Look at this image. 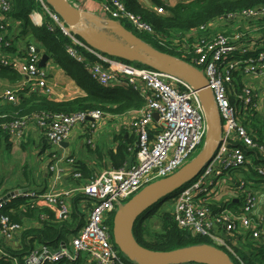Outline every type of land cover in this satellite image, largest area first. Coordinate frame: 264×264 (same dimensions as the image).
Segmentation results:
<instances>
[{"label": "built area", "instance_id": "obj_1", "mask_svg": "<svg viewBox=\"0 0 264 264\" xmlns=\"http://www.w3.org/2000/svg\"><path fill=\"white\" fill-rule=\"evenodd\" d=\"M32 1L35 5L29 13L32 26L38 29L46 27L50 32L58 28L74 45L95 57L96 61L90 64L77 51H67L69 57L84 66L92 80L104 88L116 85L129 87L143 97L145 104L121 126V131H129L135 136L134 160L128 165L104 170L77 188L76 192L83 200V222L79 230L55 248L34 245L21 260L10 255L0 244V262L136 264L129 261L114 244L110 219L125 201L146 186L177 172L191 161L197 149L203 147L207 132L204 107L198 92L184 80L148 68H135L130 63L99 54L76 38L45 0ZM101 7L105 15L103 18L125 22L138 33L152 34L150 25L127 11L122 2L109 0L101 3ZM10 9L11 0H0V66L14 70L22 77L18 87L5 90L3 97L15 103L23 87L43 89L48 94L51 90L46 86V70L39 67L42 53L37 52L34 44L26 45L22 63L2 51L11 47L10 36L17 24L4 17ZM152 10L155 14L165 13L161 8L152 7ZM235 17L244 21L238 29L229 27ZM260 19H264V5L243 9L237 16L226 17L229 21L224 26L229 29L225 31L214 30V26L221 21L200 27L202 37L191 45L188 52L194 56L190 65L201 70L206 78V86L220 118L221 133L212 157L194 181L171 196V213L178 227L189 231L192 236L207 237L238 264H244L233 249L239 236L248 235L264 247V214L256 220L249 218L256 206V197L243 178L232 177L236 185L233 191L241 194L243 199L240 212H233L224 206H216L213 210L204 201L212 196L220 178L254 163L248 154L260 157L253 168L259 177H264V123H258L259 134L248 124L254 114L262 116L264 121V40L260 42V38L246 28V22ZM102 117L104 114L100 111L40 113L33 118L0 123V134L21 140L33 123L50 145L59 146L67 140L75 126L82 124L89 130L86 143L92 145L96 122ZM244 120L247 124H243ZM68 163L73 167L75 165L74 159H69ZM49 169L54 171L56 166L52 165ZM71 176L80 180L81 173L74 169ZM13 191L0 196L2 239L17 240L23 230V226L13 222L5 211L7 204L15 199L25 201L21 205L22 210L43 204L51 209L53 221H70L67 198L72 191L26 190L7 197ZM40 219L47 220L48 217L40 215ZM219 231L226 238L223 239Z\"/></svg>", "mask_w": 264, "mask_h": 264}, {"label": "trees", "instance_id": "obj_2", "mask_svg": "<svg viewBox=\"0 0 264 264\" xmlns=\"http://www.w3.org/2000/svg\"><path fill=\"white\" fill-rule=\"evenodd\" d=\"M95 1L100 2L101 4L109 0ZM118 1L125 5L127 11L138 15L143 22L150 25L152 28V34L138 33L135 30V32L130 31L123 25L124 22H119L123 27L154 49L176 57L189 64H193L192 60L194 59V56H191L188 52L191 49V45L202 37L199 30L201 26L209 25L214 21L227 23L229 20H226V17L232 15L237 16L243 9L264 5V0H189L187 2H176L174 4H170L168 0H147L149 6H147L142 0ZM152 7L161 8L165 13L161 15L155 14ZM34 8L35 5L32 0H11V9L4 17L9 21H15L19 24L18 29L20 30L19 35L21 37L37 33L29 20V13ZM232 21L239 22L241 26L244 25V21L237 19V17ZM223 28L226 30L228 26H224ZM246 28L247 30L251 29V32L254 33L255 37L260 38V42L264 40V19L246 22ZM38 33L41 34L37 38L39 44L37 47L40 49V52L52 58L67 76L85 91V96L69 101H55L48 97L40 96L37 94V90H31L29 87H24L19 91L17 101L12 103L14 105L12 114L0 118V123L5 121H17L24 117L33 118L40 113L71 114L100 111L104 115H123L133 110H139L144 106L145 100L143 97L131 88L123 85L104 88L92 80L84 66L69 57L67 51L69 49L77 51L78 54L82 55L90 64L96 61L95 57L77 45H74L58 28L53 32H50L46 27H42ZM27 44H29V42H27ZM8 50L9 49H3L2 51L7 52ZM138 65L141 68H147L140 64ZM0 77H6L9 81L15 82V84H19L22 81V77L19 73L10 68L1 66ZM257 118L258 117L255 114L252 115L248 124L251 127H254V130L259 134L260 131ZM243 124H247L245 120L243 121ZM30 125L34 124L31 123ZM0 135L3 136V134ZM118 135L119 136L116 139L119 141V145L116 153L112 155L115 163V168L113 169L120 167V165L128 158V150H132L133 157L135 154L136 139L133 140L132 143V140L128 142V140L123 139L122 134ZM247 156L253 157L251 154H248ZM258 158L260 157H256L253 160L254 163L252 165H247L245 169H248L249 172H252L254 176L261 180L260 182L264 183V177H259L253 168L257 163L256 159ZM77 170L81 173V178L78 180L79 183H81V186L92 179L85 178L83 175L84 172L81 171V169ZM243 180L247 184L248 178H246V180L243 178ZM232 188H236L234 181L232 183ZM178 191L176 190L173 194ZM77 194L80 195V193ZM173 194H171L170 197ZM168 197H166V199ZM209 197L205 199L204 204L211 207V209L216 210V207H212L208 202ZM78 199H76V201H78ZM24 203L25 201L23 199L12 200L5 207V211L15 223L21 225L22 222L20 221V217L25 216L29 219H36L37 224L34 226L23 227L22 233L20 234L18 248L6 249L10 255L21 260L22 257L25 256L34 246L35 242L39 245L43 244L55 248L60 241L66 238V236H71L72 233V235L76 233L75 231V233L69 231L70 226L66 222L53 221V214L50 210L38 209V207L35 206L33 208H27L25 211H20L19 208ZM160 208L161 206L155 204L134 223L132 236L140 247L151 252L165 253L194 245L214 246L207 237L192 236L189 231L178 227L173 220L171 210H161ZM40 215H45L48 219L41 220ZM154 216L158 217L161 225L159 231L152 232L149 229H145L144 220H148ZM240 238H243V236L241 235L237 238V240L239 239L238 246L233 249L244 264H264V247L258 242L252 240L248 235H246V238L243 241H241ZM228 256L233 264H238L231 255L228 254ZM0 264L6 263L0 262Z\"/></svg>", "mask_w": 264, "mask_h": 264}, {"label": "crops", "instance_id": "obj_3", "mask_svg": "<svg viewBox=\"0 0 264 264\" xmlns=\"http://www.w3.org/2000/svg\"><path fill=\"white\" fill-rule=\"evenodd\" d=\"M68 1L80 10L88 11L101 17L105 16L100 2L95 0ZM142 1L149 6L147 0ZM187 1L189 0H168L170 4ZM18 25L17 23L14 30H12V35L10 36L11 47L7 53L14 61L22 63L27 42L37 47L39 45L37 38L41 34L38 33V28L34 27L38 34H29L21 37L19 35L20 30L18 29ZM43 68L47 72L46 86L51 92L48 94L43 89H39L37 90V94L55 101H69L85 96V91L67 76L52 58H48ZM18 85L15 82L9 81L6 77H0V118L11 115L14 109V105L3 97L4 91L18 87ZM17 96L19 97V94ZM133 112L134 110L123 115H104V117L96 122V127L92 135L93 141L90 146L86 143L89 130L86 125L82 124L75 126L67 140L63 142V145L59 146L50 145L34 125L28 127L25 131L24 138L21 140H14L6 135L0 136V196L13 190L23 189L44 192L53 191L55 193L72 191L67 201L71 211L70 220L76 222V225H71L69 222L67 224L70 226L69 231L77 232L83 222V209L81 208V201L83 200L77 194L78 192H76L77 188L81 186V183L73 179L71 173L74 169H81L84 172V177L90 179L104 170L115 168L112 155L116 153L119 145V141L116 139L119 136L118 134H122L123 139L128 140V142L132 140L133 143V140H135L129 131H121V126L130 120ZM261 117L260 115L258 116L257 123H264ZM127 154L129 155L128 158L120 167L130 164L134 160L132 150H128ZM69 159H74V167L68 163ZM52 165L56 166V170L50 171L49 168ZM247 178L248 188L257 199L256 206L249 214V218L256 220L260 215L264 214V183L260 182V179H252L250 176ZM222 192V184H218L208 201L211 206H224L233 212H240L243 205L242 195L232 189L224 195H221ZM22 206H20L19 210L25 211L22 210ZM37 207L38 209L51 210L43 204H38ZM33 220L25 216L20 217L23 227L34 226ZM218 234L223 239L226 238L221 231ZM68 237L69 235L64 240ZM245 238H240V240L243 241ZM19 243L20 235L17 236V240L15 238L8 241L0 237V244L5 249H17ZM238 243L239 239L235 247L238 246ZM34 245L39 244L35 242Z\"/></svg>", "mask_w": 264, "mask_h": 264}, {"label": "water", "instance_id": "obj_4", "mask_svg": "<svg viewBox=\"0 0 264 264\" xmlns=\"http://www.w3.org/2000/svg\"><path fill=\"white\" fill-rule=\"evenodd\" d=\"M45 1L70 32L87 47L101 55L130 64L137 63L184 80L198 92L204 107L207 132L199 153L174 174L143 188L115 212L112 239L119 251L136 264H233L224 251L214 246L194 245L172 252L156 253L140 247L132 236L136 220L152 206L192 181L216 149L221 133L220 118L202 71L183 60L154 49L115 20L80 10L68 0ZM37 52L40 53V49H37ZM48 58L46 54H41L40 68L45 66ZM154 119H158L156 114ZM25 191H13L7 197Z\"/></svg>", "mask_w": 264, "mask_h": 264}, {"label": "rangeland", "instance_id": "obj_5", "mask_svg": "<svg viewBox=\"0 0 264 264\" xmlns=\"http://www.w3.org/2000/svg\"><path fill=\"white\" fill-rule=\"evenodd\" d=\"M148 5V4H147ZM38 9V12L41 13V10H39L40 8H37ZM123 25L128 28L130 31H134L130 25H128L127 23H123ZM224 23L223 22H218L215 26H214V30L217 31V32H220V31H223L225 30L224 28ZM229 27L231 28H236L238 29L239 27V22L237 21H234V23H232ZM229 29V28H226V30ZM38 32H40V29L37 30ZM135 32V31H134ZM131 65L135 68H141L137 63H131ZM88 146H90L91 144H87ZM202 148V147H201ZM201 148L197 149V151L195 152V154L190 158V160L201 150ZM252 156V155H251ZM251 159H255L256 157H250ZM250 176L252 179H258L256 176H254V174L252 172H249L248 169L246 170H242V171H233V172H230L228 175H224L222 178L219 179V182L218 184H222V189H223V192L221 195H224L225 193H227L230 189L232 190H235L234 188H232V183H233V180H232V177L233 179L235 178H244L246 180V178ZM194 181V179L192 181H190L189 183L183 185L180 189L178 190H181L183 188H185L186 186H188L189 184H191L192 182ZM224 181V183H223ZM177 190V191H178ZM128 201V200H127ZM125 201L123 203V205L127 202ZM171 202H172V199L171 197L169 196L167 199L165 200H162L158 206H161V210H168L170 211L171 210ZM115 213L113 214V216L111 217L110 219V227H112V224H113V217H114ZM33 223L34 225L37 224V220H33ZM69 224L71 225H76V222L70 220L69 221ZM160 221L158 220V217L154 216L152 218H149L148 220H144V226H145V229L146 230H150L152 232H155V231H159L160 229ZM123 255L121 254V257ZM126 257V256H125ZM130 261V260H129Z\"/></svg>", "mask_w": 264, "mask_h": 264}]
</instances>
